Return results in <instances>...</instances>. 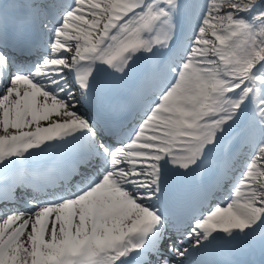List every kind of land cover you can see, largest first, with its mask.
Listing matches in <instances>:
<instances>
[{"label":"snow or ice","instance_id":"obj_1","mask_svg":"<svg viewBox=\"0 0 264 264\" xmlns=\"http://www.w3.org/2000/svg\"><path fill=\"white\" fill-rule=\"evenodd\" d=\"M209 252L264 264V0H0V264Z\"/></svg>","mask_w":264,"mask_h":264},{"label":"bare ground","instance_id":"obj_2","mask_svg":"<svg viewBox=\"0 0 264 264\" xmlns=\"http://www.w3.org/2000/svg\"><path fill=\"white\" fill-rule=\"evenodd\" d=\"M184 212H186V209H184Z\"/></svg>","mask_w":264,"mask_h":264}]
</instances>
